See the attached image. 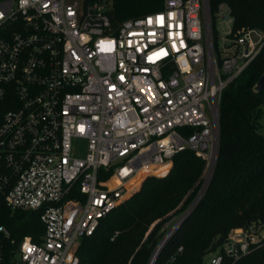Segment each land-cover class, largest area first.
Segmentation results:
<instances>
[{"label":"built area","instance_id":"obj_1","mask_svg":"<svg viewBox=\"0 0 264 264\" xmlns=\"http://www.w3.org/2000/svg\"><path fill=\"white\" fill-rule=\"evenodd\" d=\"M214 1L213 16L209 0H165L115 25L112 0H0V211L43 226L16 241L0 225V264H79L81 241L177 154L210 170L223 91L264 48V31L234 27V0ZM251 243L236 229L208 264Z\"/></svg>","mask_w":264,"mask_h":264},{"label":"trees","instance_id":"obj_2","mask_svg":"<svg viewBox=\"0 0 264 264\" xmlns=\"http://www.w3.org/2000/svg\"><path fill=\"white\" fill-rule=\"evenodd\" d=\"M164 1L112 0L110 19L116 25L160 11ZM215 4L209 0L211 16ZM230 5L235 28L264 31V0H234ZM263 75L264 48L223 91L219 146L210 182L154 264H208L210 255L234 230L250 233L255 225L264 229V135L259 131L264 90L255 92ZM173 161L167 176L147 177L136 194L102 219L92 236L81 241L79 264L150 263L166 236L164 226L196 200L205 167L191 151L177 154ZM0 225H5L16 241L26 236L37 241L43 228L33 212L11 216L1 210ZM220 264H264V239L249 244L248 251L237 258L223 254Z\"/></svg>","mask_w":264,"mask_h":264},{"label":"rangeland","instance_id":"obj_3","mask_svg":"<svg viewBox=\"0 0 264 264\" xmlns=\"http://www.w3.org/2000/svg\"><path fill=\"white\" fill-rule=\"evenodd\" d=\"M259 124H260V130L259 131H260V133L262 135H264V105L261 107V116H260V119H259ZM85 146H86V144H85V142L83 140H73L72 141V152H73V155L75 157L84 156ZM194 155L197 156L196 154H194ZM197 157H199V156H197ZM173 167H174V161L172 160L171 165L168 167V169L166 171H163V172H160V173H156L157 174L156 176L157 177H165V176H167L170 173V171L173 169ZM208 172H209V170H207L205 173L203 171V173H202L201 180H200L201 183L199 185V190H198V193H197V197L199 196V194L201 193L202 189L204 188L205 182L207 180ZM143 181H144V179L141 181V184L139 186H137V188L133 189L131 195L125 201H127L129 198H131V196H133L134 194H136L140 190ZM193 203L187 208V210L193 205ZM185 212H183L181 215H179L177 217H174L169 223H167L164 226L163 232H164L165 235L175 226V224L178 222V220L181 218V216ZM250 234H252L253 237L255 238V242L264 239V229L262 227L258 226V225L252 226ZM219 251H220V248H217L213 253H217Z\"/></svg>","mask_w":264,"mask_h":264},{"label":"water","instance_id":"obj_4","mask_svg":"<svg viewBox=\"0 0 264 264\" xmlns=\"http://www.w3.org/2000/svg\"><path fill=\"white\" fill-rule=\"evenodd\" d=\"M205 6H206V4H205ZM263 90H264V75L258 80V82L255 85V92H261ZM218 133H219V127H218ZM216 157H217V155H216ZM216 157H215V159H214V161L212 163V166H211V168H210V170L208 172L207 180L205 182L204 188L202 189L201 193L199 194L197 199L194 201L193 205L181 216V218L178 220V222L175 224V226L166 234V236L163 238V240L159 243V245L157 246V248H156V250H155V252H154L149 264H154L158 254L160 253V251L162 250L164 245L173 236V234L178 230V228L182 225V223L193 212L194 208L196 207L197 203L201 199L202 195L204 194V192H205V190H206V188H207V186H208V184L210 182V179H211V176H212V173H213V169H214V165H215V161H216Z\"/></svg>","mask_w":264,"mask_h":264}]
</instances>
